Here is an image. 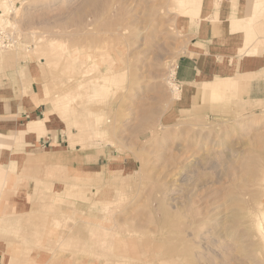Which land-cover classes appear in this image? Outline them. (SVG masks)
Listing matches in <instances>:
<instances>
[{"label": "rangeland", "instance_id": "374dc122", "mask_svg": "<svg viewBox=\"0 0 264 264\" xmlns=\"http://www.w3.org/2000/svg\"><path fill=\"white\" fill-rule=\"evenodd\" d=\"M180 1L0 0V75L28 73L44 104L40 118L0 125V264H38L53 250L42 262L80 264L61 240L73 235L82 196L112 201L138 231L129 250L142 258L264 264V234L246 233L253 218L264 220V99L244 97L253 76L236 73L223 95L203 81L192 97L172 74L212 24H243L219 41L236 72L245 57L264 55V0H203L211 5L187 13ZM248 31L254 40L237 48L233 38ZM6 99L0 92V111ZM27 135L32 148L14 147ZM249 245L252 259L242 254Z\"/></svg>", "mask_w": 264, "mask_h": 264}, {"label": "bare ground", "instance_id": "6f19581e", "mask_svg": "<svg viewBox=\"0 0 264 264\" xmlns=\"http://www.w3.org/2000/svg\"><path fill=\"white\" fill-rule=\"evenodd\" d=\"M209 2L210 1H207L206 4H204L203 3V0H181L180 3H179V5L181 6L180 8H182V11H184L185 13H187L186 10H188V8H187L188 6H192V8H193L192 9V12H195V11L200 12V7L201 6H204V5L210 6L211 5V4H209ZM183 15H185V14H183ZM118 23L119 22H117L116 20L111 19L109 21V26L112 28V31H113L114 34L117 33V32L123 34L122 30H118V26H117ZM223 40L224 41H227L228 39H223ZM53 44L54 43L52 41L49 42V48H47L46 51H45L46 52V55H48V53L49 54L50 53L52 54ZM254 51L255 52L258 51L257 47L254 48ZM41 59H43V61H45V58L44 57H42ZM46 61L49 64H51V62H52L51 59H48V60L46 59ZM172 74H175V72L172 71ZM203 85L210 86L211 89L213 90V92L218 93L219 95L220 94L223 95L227 90H231V89H234L235 88V86H236V79L235 78H232L231 76L230 77L228 76L227 78L226 77L225 78H221V79H208V80H204ZM107 86L108 85H104V87H107ZM179 86H180V84H179ZM176 88L179 89V90L177 92H175L176 93L175 96H178L177 93H180V87L178 88V86H176ZM12 167L15 169L17 167V165L14 162H11L10 168H12ZM4 170H7V168L4 169ZM259 170L261 171V168H259ZM83 186H86V189L89 188V187H87L88 185H83ZM78 191H80V189ZM193 199H194V197H193ZM79 201L80 202H78V204H79V208L81 209V213L79 215H81V216H79L78 219L75 218L76 219V221H74L75 228H74V224L72 222V225H73V232L72 233H73V235H69L67 237V239H65V241L63 239V240H61V242H64V244H62V245L63 246L65 245V247H69V248L70 247H73L74 248L75 253L77 254L76 257L78 258L80 264H88V263L89 264H166V262L169 261L168 258H167L168 260L166 261L163 258H156L153 255L152 256L151 255H148V256L147 255L146 256L144 255L143 258H142V256H141L140 253L139 254H135V253H131L130 252L129 247H136V246L139 245L138 243H136V240H139L140 239V237L137 236V232L138 231L136 229H130V228L128 229V225L126 224L127 221L125 222V220H124L125 217H123V219L122 218L118 219L116 217V215H115V208H113L111 205H109L110 203H112V201H109V200H98V198H94V197H83V196H82V198ZM97 201H100V204H98ZM89 204H90V206H88ZM87 206L89 207V209H87ZM94 209H96V210H94ZM182 209H184V208H182ZM209 210H210V208H209ZM101 214L102 215L103 214H107V215L106 216H101ZM183 214L184 213L182 212L181 215H183ZM178 215H179V213H178ZM55 216L58 217V215H55ZM213 216H216V215H213ZM48 217H50V216H48ZM132 217H134V215ZM191 217H193V216H191ZM203 217L205 218V215ZM206 217H207V215H206ZM106 218H108L107 220L109 222V225H103L104 223L107 222ZM168 218H170V217H168ZM200 218L201 217H199L198 220ZM56 219H57L56 217H53V220L54 221ZM201 219H203V218H201ZM48 220L52 223V217L48 218ZM178 220H180V219H178ZM253 220H254V222H252L251 227L248 229V231H246V233H249L250 234L251 233V228H254L255 229V227H256V228H258V230H259L260 233L264 234V220L260 219L259 221H256L255 218H253ZM207 223H208V221H207ZM247 223H245V224H247ZM67 224L68 223H65L64 225L66 226ZM180 225H181V222H180ZM178 226L179 225L177 224V227H175V228H178ZM197 226H198V223H197ZM199 226H201L200 223H199ZM133 227H134V225H133ZM179 228H181V230H182V227H179ZM200 228H202V227H200ZM187 231H184V232H187ZM192 231H194V230H192ZM234 231L233 230L232 231H229L228 236L230 237V236L235 235V237H236V234H235L236 232L234 233ZM142 232H143V230H142ZM181 234H183L182 231H181L180 235ZM207 234H208V232H207ZM224 235L225 234H223V236ZM202 236H204L205 238L207 237L205 235H202ZM141 237H142V235H141ZM167 237H168V235H167ZM220 238H222V237H220ZM175 240H176V238H175ZM134 241H135V243H134ZM168 243H170V242H168ZM171 243H173V245H174V242H171ZM236 244H237V242H236ZM56 245L58 246V244H56ZM56 245L54 244L53 249H56L57 248ZM129 245H131V246H129ZM164 246H166V245H164ZM168 246H170V245L168 244ZM252 246L253 245H251V246L249 245V246L242 247V249H243L242 254H244L246 256L248 255V257H250L251 259H252V257L255 256V255H253V253L255 254V247L254 246L252 247ZM173 247H171V248H173ZM179 249L181 250V248H179ZM175 250H176V248H175ZM189 251H191V250H189ZM173 252L174 251L172 250V253ZM54 254H55V250L46 252L45 255H44V259L52 260L53 257H54ZM174 254H175V252H174ZM167 255H166V257H167ZM181 256H182L181 254H178V255H175L174 258L181 257ZM164 257H165V254H164ZM44 259H42V261ZM42 261L40 263H38V264H45V262H42ZM168 264H170V263L168 262Z\"/></svg>", "mask_w": 264, "mask_h": 264}, {"label": "crops", "instance_id": "0c3cea01", "mask_svg": "<svg viewBox=\"0 0 264 264\" xmlns=\"http://www.w3.org/2000/svg\"><path fill=\"white\" fill-rule=\"evenodd\" d=\"M239 22L240 20L233 21L231 24L229 22H226V24H212L209 26L208 39L202 41L204 46L201 50L185 54L177 63L175 79L181 85L186 86L187 90H191L192 97L195 96L198 87L204 80L217 77H234L237 73L253 76L249 80L245 98L264 99V55L252 54L249 57H245V60L241 61L242 71L236 72L233 65V55L221 54L223 43L219 41L228 39L226 42H229V39L236 34L238 29H244L243 24H239ZM254 38L255 34L252 31H248L244 32L242 37L238 35L233 39L235 45H237L236 47L240 48V41L243 45H247ZM225 49H230V46L226 45ZM28 75V73L23 74L20 69H8L0 75V92L6 93V97L10 99L9 101L6 99L4 110L0 111V125L3 124V127H9L8 124L20 123L23 119H26L29 123L35 118H40L44 104L36 103L34 98L36 92L35 82L30 80ZM25 90L27 93L24 95ZM24 137V141L14 143V147L20 143H25L23 146L27 147L29 145V148H32L35 140L32 139L31 135ZM43 137L41 135L39 141ZM15 153L25 154L26 152Z\"/></svg>", "mask_w": 264, "mask_h": 264}]
</instances>
